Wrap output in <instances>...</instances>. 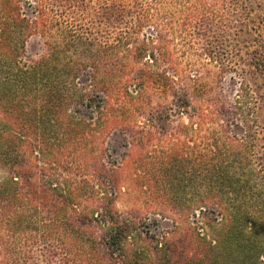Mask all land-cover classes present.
<instances>
[{
    "label": "trees",
    "instance_id": "obj_1",
    "mask_svg": "<svg viewBox=\"0 0 264 264\" xmlns=\"http://www.w3.org/2000/svg\"><path fill=\"white\" fill-rule=\"evenodd\" d=\"M89 1L0 0V249H28L55 234L62 264H170L169 251L140 248L131 215L115 209L113 172L103 163L89 166L97 159L90 158L97 136L128 114L108 103L118 65L107 58L129 40L117 27L125 23L124 5L100 0L91 10ZM236 3L263 93L240 84L229 114L243 124L241 139L207 132L200 207L218 210L210 249H232L239 263L264 264V147L259 159L253 145L261 130L259 100L264 105V8L261 0ZM255 8L261 15L251 19ZM34 35L41 54L25 61ZM96 91L103 97L94 100ZM220 110L224 115L226 108ZM170 184L180 195V186Z\"/></svg>",
    "mask_w": 264,
    "mask_h": 264
},
{
    "label": "rangeland",
    "instance_id": "obj_2",
    "mask_svg": "<svg viewBox=\"0 0 264 264\" xmlns=\"http://www.w3.org/2000/svg\"><path fill=\"white\" fill-rule=\"evenodd\" d=\"M114 1L124 5L125 23L117 27L129 40L108 55L118 65L108 103L128 114L122 128L111 127L97 136L90 156L97 159L91 158L89 166L103 163L113 172L118 183L115 209L131 215L140 248L169 251L170 264H253L236 261L235 250L232 254V249L209 248L215 239L210 226L217 224L218 210L200 207L207 132L241 139L243 124L229 114L240 84L244 80L253 93H263L261 79L249 66L250 46L242 43L243 17L237 0ZM89 4L92 10L101 2ZM259 15L256 8L250 13L251 19ZM140 18L143 22L138 24ZM116 35L112 31L109 43H115ZM42 48L38 36L30 37L24 60H36ZM95 93L94 100L103 97L101 91ZM184 95L188 104L181 108ZM223 106L226 111L221 115ZM257 106L261 130L253 145L260 159L262 100ZM170 183L180 186V195ZM57 238L54 234L28 249H9L8 254L0 249L4 264H62Z\"/></svg>",
    "mask_w": 264,
    "mask_h": 264
}]
</instances>
